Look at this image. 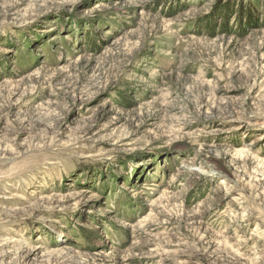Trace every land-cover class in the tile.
I'll return each instance as SVG.
<instances>
[{"label":"rangeland","instance_id":"1","mask_svg":"<svg viewBox=\"0 0 264 264\" xmlns=\"http://www.w3.org/2000/svg\"><path fill=\"white\" fill-rule=\"evenodd\" d=\"M0 264H264V0H0Z\"/></svg>","mask_w":264,"mask_h":264},{"label":"trees","instance_id":"2","mask_svg":"<svg viewBox=\"0 0 264 264\" xmlns=\"http://www.w3.org/2000/svg\"><path fill=\"white\" fill-rule=\"evenodd\" d=\"M249 22H253V17H249Z\"/></svg>","mask_w":264,"mask_h":264}]
</instances>
